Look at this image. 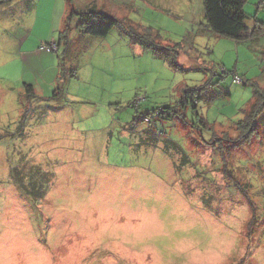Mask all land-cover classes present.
<instances>
[{"label":"rangeland","instance_id":"obj_1","mask_svg":"<svg viewBox=\"0 0 264 264\" xmlns=\"http://www.w3.org/2000/svg\"><path fill=\"white\" fill-rule=\"evenodd\" d=\"M263 3L237 43L203 0H0V264H264Z\"/></svg>","mask_w":264,"mask_h":264},{"label":"trees","instance_id":"obj_2","mask_svg":"<svg viewBox=\"0 0 264 264\" xmlns=\"http://www.w3.org/2000/svg\"><path fill=\"white\" fill-rule=\"evenodd\" d=\"M203 3L206 29L215 35L231 38L238 43L254 39L262 33L263 28H261L259 23L255 26H249L246 23L247 14L244 11L245 0H203ZM80 16L81 22L79 27L81 31L95 36H106L115 26L121 24L119 19L96 10L82 11ZM143 43L146 47H156L152 37L145 36ZM176 52L178 53V51ZM177 53L172 55L170 59L174 65H178ZM225 72L229 73L227 70ZM27 87L29 91L32 90L31 85H27ZM255 87L252 108L249 112L245 111V117L238 122L241 132L250 126H252V129L248 128V132H252L255 129V120L264 106V86L259 87L257 85ZM188 99H190L189 96ZM22 188L31 198L39 197L42 193L40 187L38 190H36V187L33 190H29L23 186Z\"/></svg>","mask_w":264,"mask_h":264},{"label":"built area","instance_id":"obj_3","mask_svg":"<svg viewBox=\"0 0 264 264\" xmlns=\"http://www.w3.org/2000/svg\"><path fill=\"white\" fill-rule=\"evenodd\" d=\"M241 81H242V78L235 75L234 82H241Z\"/></svg>","mask_w":264,"mask_h":264}]
</instances>
